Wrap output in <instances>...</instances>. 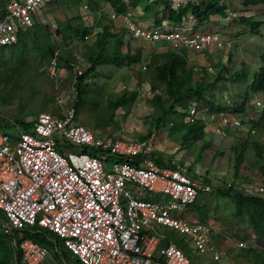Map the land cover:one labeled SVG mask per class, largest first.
I'll return each mask as SVG.
<instances>
[{
  "label": "built area",
  "instance_id": "obj_1",
  "mask_svg": "<svg viewBox=\"0 0 264 264\" xmlns=\"http://www.w3.org/2000/svg\"><path fill=\"white\" fill-rule=\"evenodd\" d=\"M166 1L180 12L205 0ZM55 2L6 0L0 16V50L16 46ZM83 9L86 23L91 15L87 5ZM107 14L122 23L132 40L180 51L187 62L190 53L221 48L208 22L240 16L226 9L201 23L188 12L179 22L156 26L139 20L143 16L139 7L124 13L111 8ZM91 33L83 40L90 41ZM59 56L57 49L48 62L52 78L58 74ZM141 65L145 71L148 63ZM206 72L215 74L213 69ZM148 90L135 87L138 97L146 96ZM76 101L71 94L59 96L55 113H40L28 127L9 124L17 130L15 136L0 122L1 232L13 248V264H191L167 231L187 236L200 254H210L214 262L227 258L222 243L229 237L204 222L189 223L180 216L200 194L213 190L204 175L184 159H160L154 135L135 139L119 131L89 129L79 120ZM196 102L175 104L169 115H182L188 125L203 121L197 119L200 107ZM232 106L218 119L228 127L226 133L244 125L235 120ZM120 131L127 133L128 129ZM256 195L264 197V188ZM216 234L222 239L215 241ZM40 236L45 244L37 242ZM235 244L238 249L264 251L253 234Z\"/></svg>",
  "mask_w": 264,
  "mask_h": 264
},
{
  "label": "rangeland",
  "instance_id": "obj_2",
  "mask_svg": "<svg viewBox=\"0 0 264 264\" xmlns=\"http://www.w3.org/2000/svg\"><path fill=\"white\" fill-rule=\"evenodd\" d=\"M216 1L226 9L250 17L253 21H264V5L245 6L244 0ZM5 2L6 0H0V16ZM85 5L91 15L86 23L83 21ZM104 5L103 1L98 2L95 7L86 0H58L48 7L46 13H42L44 17L36 23L31 33H27L30 38L26 39L25 45L16 51L11 48L0 50V121L8 125L6 132L15 136L17 130L9 127V124L29 123L43 112L55 113V102L59 96L71 94L77 99L78 76L88 69V58L97 53L95 42L103 28L109 27L110 33L118 34L122 39L124 46L121 51L129 56L138 54L139 61L128 63L124 60L118 65L103 64L96 68L92 76L84 79L81 82L84 90L82 103L77 107L79 120L91 130L112 133L119 131L121 135L135 139L144 138L153 129L160 155L165 156L168 161L175 158L181 162H184L183 159L191 162L192 169L195 167L213 185L211 192L200 194L196 202L180 216L189 223L204 222L210 228L220 230L224 237H229L223 243L227 258L222 257L220 261L214 262L210 254H200L187 236L167 231V236L183 249L191 264H231L234 261L264 264V251L237 248L235 243L238 239H244L250 234L255 237L256 235L248 226L247 219L236 214L234 200L222 194L232 188L247 195H256L259 188H264V97L248 90L249 99L243 113L234 112L235 120H242L244 125L235 130L231 128L227 133L228 127L218 123L221 113H212L210 105H207L209 103L211 106L230 108L233 104L232 108H236L242 103L247 87L252 84V78L261 66L264 25L259 28L260 35L252 34L247 28L244 36L237 39L231 34L239 31L234 32L235 27L243 29L238 24L239 18L208 22L219 36L217 43H222V46L220 49L212 46L207 53L188 55L189 65L202 68L194 72L190 86L194 82H202L205 87L210 86L204 92L205 103L200 100L196 102L200 107L197 109V119L205 121H202L205 136L199 140L186 141L183 136L188 131V124L182 121L180 114L167 115L160 127L154 130V119L159 115V106L168 109L171 104H175L169 99L165 86L155 78L153 67L150 66L151 56L167 52L168 47L161 48L162 46L143 43L141 40H132L121 22L108 18ZM167 6L166 0L143 1L142 8L147 7V11L139 20L156 26L162 22L172 23L168 19V10H165ZM161 18L163 20L157 24L156 20ZM84 24L92 29L90 41L77 38L70 31L71 28ZM196 26L200 27L198 23ZM46 34L49 39L47 44L60 50L58 74L55 78L50 77L48 72L50 57L43 62L40 57L39 43L43 39L46 41ZM146 63H149L147 69L141 71V64ZM189 65L188 68L191 67ZM212 69L215 74L209 75L206 71ZM236 74L244 75L243 81L235 80ZM218 76L222 80L217 81ZM133 84L144 90L149 89L146 96L138 97ZM124 93H135L134 102L113 111L111 105ZM156 96L160 98L158 105L153 100ZM121 111L123 113L120 116L118 113ZM170 122L172 126L169 125ZM121 128L128 129V132L120 131ZM178 131L182 132L181 138L171 139L172 133ZM219 131L223 134H219ZM185 137L190 139V136ZM238 155H241L240 164L236 160ZM2 223L3 218L0 216V264H13V248L9 240L2 236ZM222 237L221 234H216L213 238L218 241ZM259 244L264 245L262 242ZM215 246L218 247L217 244Z\"/></svg>",
  "mask_w": 264,
  "mask_h": 264
},
{
  "label": "trees",
  "instance_id": "obj_3",
  "mask_svg": "<svg viewBox=\"0 0 264 264\" xmlns=\"http://www.w3.org/2000/svg\"><path fill=\"white\" fill-rule=\"evenodd\" d=\"M90 4L97 6L98 2L103 1L106 5L113 7L117 13H124L127 11V9L132 8L135 9L137 7H140L145 0H86ZM206 4V6H205ZM243 4L245 6H258V5H264V0H244ZM205 6L204 9H202ZM144 10L147 11V7H144ZM169 18L170 20L174 22H179L182 20L188 12H192L199 21L205 22L208 21V19L211 17V15L217 14V13H224L226 8L223 5H220L216 0H205L203 1L199 6H190L185 10H182L180 12H175L174 10L170 9L169 5L167 6ZM164 10V11H165ZM238 20V24L243 26V29L240 30L239 28H234V32L236 30H239L231 36L237 37L239 39L240 37H243L246 33V29L249 28V31L254 35H260L259 28L264 25V21H253L250 17H246L244 15H240ZM163 20L157 19L156 23L159 24ZM213 23V22H211ZM36 26V25H35ZM69 28H71L69 26ZM91 28L80 26V27H74L71 28L70 31L74 32V36L83 37L91 32ZM31 33V31H30ZM48 34V33H47ZM46 34V41L43 39L41 41L39 50H40V57L41 61L43 62L47 57H51L56 49V46H51L47 43H49L48 35ZM235 34V35H234ZM30 38V35L27 36L25 34L22 38H20L19 43H17L16 46L10 47L11 50H15L17 48H20V46L25 45L26 39ZM225 38V37H223ZM231 41V39H230ZM96 43L97 46V53L94 55V57L88 58V69L85 71L84 74L81 76H78V84H77V101H76V107H78L79 104L82 103L81 96L84 93L83 87L81 86V82L86 79L87 77L92 76L96 68L103 64L108 63H115V65L120 64L122 61L127 60L128 63L138 62L139 61V55L136 54L134 56H129L126 53H123L121 51L122 47L124 46V43L122 39L119 37L118 34H112L110 33L109 27L105 26L103 30L101 31L100 37ZM261 55H260V61L261 66L258 68V71L254 74V77L252 78V84L247 87V93L243 96L242 103L234 108V112L237 113H243L244 106L248 102L249 95L248 90H250L252 93L261 94L264 97V46L261 47ZM20 54V53H19ZM161 61V63H159ZM149 64V63H148ZM189 64L187 63L184 56L180 54V51H167L164 53H161L159 55H152L151 56V65L153 67L155 78L160 84H163L165 86L166 93L171 99V101L175 104H181L185 102L186 100L195 99L200 100L205 103L204 99V92L206 88L210 85H207L206 87L203 86L202 82H194L192 86L190 84L193 81V74L196 72V70L199 68L196 65H189L191 67H187ZM200 70L202 68H199ZM225 76V75H224ZM235 80L243 81L244 75H235ZM224 78V77H223ZM217 81L222 80L220 76L217 77ZM136 94L133 93L131 95L129 94H123L113 105H111V108L113 111H115L117 108L126 107L131 105L135 100ZM156 102V105L160 103L159 97H154L153 99ZM175 104H171L168 109H164L162 105L159 106V115L156 119H154V130L160 127L161 123L165 119L167 115L171 113V109L174 108ZM207 105H210V111L212 113H226L229 111V108L225 107H219V106H211V104L207 103ZM264 109V107H263ZM264 114V110H263ZM1 122V121H0ZM19 125L22 127H28L27 123L25 122H19ZM204 125L201 120L196 121L193 125H188V131L185 133V136H190V139L184 136V140H199L200 138H203L205 136V132L203 131ZM175 129V128H173ZM154 135L153 129L150 130L145 138H150ZM260 154V152H259ZM237 164H240L241 162V155L237 156ZM224 196L230 197L234 200V207L236 214L239 217L246 218L248 226L254 231V234L257 237V240L259 242H262L264 244V197H260L258 195H247L243 192H237L234 191L232 188H229L226 192L222 193ZM0 216L3 218V215L0 212ZM55 241L57 239L53 237ZM59 241V240H58ZM37 242L41 244H45V240L42 236H40L37 239ZM66 255V254H64Z\"/></svg>",
  "mask_w": 264,
  "mask_h": 264
},
{
  "label": "crops",
  "instance_id": "obj_4",
  "mask_svg": "<svg viewBox=\"0 0 264 264\" xmlns=\"http://www.w3.org/2000/svg\"><path fill=\"white\" fill-rule=\"evenodd\" d=\"M104 4H105V3H104ZM111 8H113V7L108 6V5H106V4L104 5V9L107 11V13H108L109 10H111ZM139 8L142 9V11H143V15H144L145 10L142 8V5H141ZM144 16H145V15H144ZM117 21L120 22L119 20H117ZM176 129H177V128H176ZM230 130H231V129H230ZM230 130H229V131H230ZM172 131H173V129H172ZM181 133H182L181 131L173 132V133H172L173 135H172V138H171V139H180V138H181V135H180ZM154 134H155V133H154ZM184 136H185V135H184ZM184 136H183V137H184ZM144 138H145V137H144ZM154 139H156L155 136H154ZM155 145H156V142H155ZM157 151H158L157 155L159 156L160 159L163 158V159H165V160H168V159H166L165 156L160 155V153H159L160 151H159L158 149H157ZM225 242H226V241H225ZM225 242H224V243H225ZM228 242H229V241H228ZM222 244H223V243H222ZM223 245L225 246V244H223ZM227 246H232V245H231V244H229V245L227 244ZM225 247H226V246H225ZM232 263H234V264H243L242 261H238L237 263L234 261V262H231V264H232Z\"/></svg>",
  "mask_w": 264,
  "mask_h": 264
},
{
  "label": "clouds",
  "instance_id": "obj_5",
  "mask_svg": "<svg viewBox=\"0 0 264 264\" xmlns=\"http://www.w3.org/2000/svg\"><path fill=\"white\" fill-rule=\"evenodd\" d=\"M233 105V104H232Z\"/></svg>",
  "mask_w": 264,
  "mask_h": 264
}]
</instances>
